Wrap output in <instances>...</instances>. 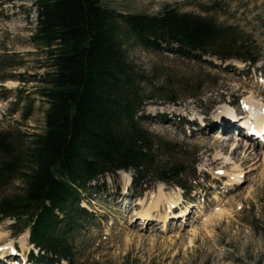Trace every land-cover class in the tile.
I'll use <instances>...</instances> for the list:
<instances>
[{"label":"rangeland","instance_id":"1","mask_svg":"<svg viewBox=\"0 0 264 264\" xmlns=\"http://www.w3.org/2000/svg\"><path fill=\"white\" fill-rule=\"evenodd\" d=\"M101 4L122 15L156 16L171 8L209 17L226 29L229 42L234 35L242 41L241 48L248 49L256 62L181 58L136 43L126 47L128 60L145 75L141 89L149 100L139 112L140 126L174 149L163 159L159 153V162L180 165L183 177L177 182L191 195L150 177L134 187L130 173H124L130 176L129 185L120 173L99 178L83 193L87 200L80 207L91 219L74 231L72 264H264V164L243 149L256 140L235 141L234 135L245 129L234 130L231 121L218 126L221 121L215 115L224 109L241 120L237 112L253 108L244 101L251 96L262 104L253 113L261 117L264 112V0H101ZM34 8V0H0V134L9 135L15 153L42 132L47 109L40 92L49 73L48 58L44 48L31 41ZM260 149L264 146L255 144V151ZM224 156L231 159L229 165L220 159ZM236 166L243 179L226 187ZM22 188L20 182L7 183L0 186V196L20 194ZM160 188L165 198L178 194L179 205L193 204L190 215L183 219L192 205L172 218L177 221L168 230L171 211L159 198ZM124 201L130 205L124 207ZM150 204L160 205L158 211L149 209ZM132 208L138 209L134 219ZM144 214H149L146 220L140 219ZM139 221L154 225L143 228ZM13 224L10 219L0 223L2 264H31L27 255L33 247L28 241L20 249L21 235L15 236Z\"/></svg>","mask_w":264,"mask_h":264},{"label":"trees","instance_id":"2","mask_svg":"<svg viewBox=\"0 0 264 264\" xmlns=\"http://www.w3.org/2000/svg\"><path fill=\"white\" fill-rule=\"evenodd\" d=\"M34 6L31 41L48 58L40 92L47 109L42 132L24 150L15 153L9 135L0 134V186L17 181L23 187L0 196V223L13 220L15 236L29 232L38 264H72L74 231L91 219L80 202L99 178L132 172L134 187L150 177L188 189L177 182L180 165L159 162V153L163 159L174 149L140 126L139 112L149 100L141 89L145 75L128 60L126 47L256 61L235 35L229 42L217 22L178 9L145 16L117 14L101 0H34Z\"/></svg>","mask_w":264,"mask_h":264},{"label":"bare ground","instance_id":"3","mask_svg":"<svg viewBox=\"0 0 264 264\" xmlns=\"http://www.w3.org/2000/svg\"><path fill=\"white\" fill-rule=\"evenodd\" d=\"M245 102H246V104L248 105V106H253V108H257L258 109V107L260 108L261 107V103L259 102V101H257L254 97H249V98H246L245 100H244ZM250 107H248V108H250ZM252 107H251V109H253ZM250 109V110H251ZM254 109V110H255ZM258 118V120H260V124H258L257 126L258 127H261V138H263L264 137V112H262L261 113V117H257ZM231 121V126L234 128V130H235V125L236 124H238V127H246V125L248 124V122H251L252 120L251 119H248V117H242L241 118V120H236L235 118H233V119H231L230 120ZM245 121V122H244ZM241 122V123H240ZM227 124V123H226ZM232 130V129H231ZM223 132H225V130L223 131ZM227 132V131H226ZM257 132H259V131H257ZM234 137H236L235 138V141H237V142H241V141H244L245 140V136L243 135V133H242V135L240 134H236V135H234ZM241 138V139H240ZM239 143H236V145H238ZM249 144V143H248ZM251 145H244L243 146V149L244 150H246V151H249V155H250V158L251 157H254V159H256L257 157H261L262 158V163L264 164V149L262 150V149H260V150H257V151H255V143H253V145H252V143H250ZM234 151H232L231 152V154H230V156H232L233 154H234V152H235V148H232ZM221 152H223L224 154H225V151H224V149H223V146H222V148H221ZM255 155V156H254ZM246 157V156H245ZM243 158L242 160L244 161V163L248 160V159H246V158ZM221 160H222V162H223V164H226V165H229L230 163H231V159L228 157V156H224L223 158H220ZM253 165H255V164H253ZM121 174V176H122V174H123V178L124 179H126V184H128L129 185V182H130V176H128V175H126V174H124V173H120ZM229 176V180L227 181V182H225V185H227L226 187H234V186H236L237 184H238V182L240 181V180H242L243 179V176H242V173H241V170H240V167L239 166H236L235 167V169L233 170V173L232 174H230V175H228ZM127 185V186H128ZM160 186H162V185H160ZM163 187V186H162ZM159 198L164 202V204L166 205V209H167V212H169V211H171V209L173 208V207H175V206H178L179 205V199H180V197H179V195L178 194H174L173 195V198H170V197H167V198H165V195L163 194V192H162V189L160 188L159 189ZM139 206H142L143 204H142V202L140 201L139 202V204H138ZM160 205H149V209H153L154 211H158V207H159ZM148 209V210H149ZM147 210V211H148ZM148 215L149 214H144V215H141V217H140V219L142 218V220H146L145 218H147L148 217ZM160 219H162V217H159ZM162 222H163V224L165 223V220L164 219H162L161 220ZM27 240V241H26ZM26 242H28V235L27 234H23V235H21V237H20V249H22V250H24L25 249V247H26Z\"/></svg>","mask_w":264,"mask_h":264}]
</instances>
